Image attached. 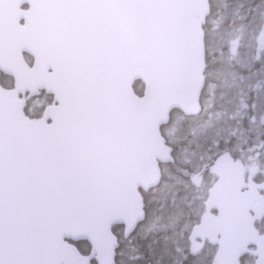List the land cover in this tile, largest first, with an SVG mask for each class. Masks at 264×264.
<instances>
[{"label":"snow or ice","instance_id":"snow-or-ice-1","mask_svg":"<svg viewBox=\"0 0 264 264\" xmlns=\"http://www.w3.org/2000/svg\"><path fill=\"white\" fill-rule=\"evenodd\" d=\"M31 7L24 39L41 78L13 84L15 100L0 96V264H264V211L233 222L221 208L210 220L176 178L183 168L129 180L120 130L103 106L109 68L158 50L190 73L183 116L160 143L162 164L178 154L186 163L234 157L264 181V0H198L188 27L170 14L181 0ZM10 8L0 0V38ZM223 36L230 48L215 51Z\"/></svg>","mask_w":264,"mask_h":264},{"label":"water","instance_id":"water-1","mask_svg":"<svg viewBox=\"0 0 264 264\" xmlns=\"http://www.w3.org/2000/svg\"><path fill=\"white\" fill-rule=\"evenodd\" d=\"M2 23L3 35L0 38V72L14 78L20 89L32 86L41 74L31 68L36 59V51L24 37L29 35L28 24L32 18V0H10ZM21 6H28L21 9ZM46 13V10H42ZM198 0H181V7L170 10L178 26L188 27L198 13ZM23 20V24L19 21ZM24 53L33 61L28 64ZM140 78L144 83L143 94L133 91L132 82ZM190 73L185 64L174 58L163 57L159 51L136 56L114 63L106 76V93L103 106L106 113L121 133V146L118 158L126 169L128 179L138 183L150 180L155 174L160 160V143L165 140L160 126L169 119L172 109L184 110L189 99ZM0 96L15 100V89L3 87L0 83ZM217 175V180L209 189L204 201L205 210L210 217L221 215V208L233 222H239L247 211L251 214L259 208L264 211V195L252 185L258 183L252 178L251 169L247 181L244 165L233 158H224L209 166H204ZM191 181L199 186L202 172L191 174ZM261 183H264L261 182ZM212 201V207L207 202ZM215 210L216 213H213ZM211 241V237H208Z\"/></svg>","mask_w":264,"mask_h":264},{"label":"rangeland","instance_id":"rangeland-1","mask_svg":"<svg viewBox=\"0 0 264 264\" xmlns=\"http://www.w3.org/2000/svg\"><path fill=\"white\" fill-rule=\"evenodd\" d=\"M227 45L230 48V38L228 36H223L221 39H219L215 45V51H221L224 46ZM230 53L228 51H223V56L226 58ZM36 102L34 101L33 104ZM182 114L180 112L174 113V116L170 123L165 125L162 128L163 134L166 137L167 140H171L173 137L169 134L172 132V129L176 126L177 121L182 118ZM213 158L209 156L208 153H203V159H200L199 157L193 158L190 160V162H185L184 156L182 154H178L176 156V160L178 161L175 164L172 165H163V167H170L174 169H180L183 168L184 171L187 173V175H177V179L182 182L184 188L186 191L197 198L198 205L203 206V201L207 197V191L208 188L213 184L216 177L208 172H206L205 177L203 178V181L200 186L196 187L192 184L190 180L189 174L191 172H197L199 171L204 164L211 162ZM247 168L249 167V164L247 161H243ZM179 163V164H178ZM259 167V166H258Z\"/></svg>","mask_w":264,"mask_h":264},{"label":"trees","instance_id":"trees-1","mask_svg":"<svg viewBox=\"0 0 264 264\" xmlns=\"http://www.w3.org/2000/svg\"><path fill=\"white\" fill-rule=\"evenodd\" d=\"M26 60L30 63L32 61V58L28 55H25ZM0 82L5 88H10L14 84V78L8 75H5L3 73H0ZM133 89L136 94L142 95L144 85L140 79H135L133 84ZM173 117V112L171 113V118Z\"/></svg>","mask_w":264,"mask_h":264},{"label":"flooded vegetation","instance_id":"flooded-vegetation-1","mask_svg":"<svg viewBox=\"0 0 264 264\" xmlns=\"http://www.w3.org/2000/svg\"><path fill=\"white\" fill-rule=\"evenodd\" d=\"M27 7L28 6H21L20 8L23 10V9H26ZM23 22H24L23 20L19 21L20 24H23ZM204 174H206V172ZM209 244H211V243H209Z\"/></svg>","mask_w":264,"mask_h":264}]
</instances>
